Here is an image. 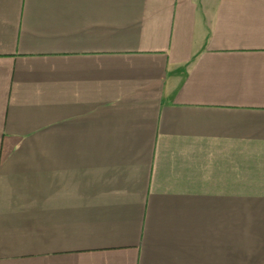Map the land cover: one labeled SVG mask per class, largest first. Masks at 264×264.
Returning <instances> with one entry per match:
<instances>
[{
    "label": "crops",
    "instance_id": "crops-1",
    "mask_svg": "<svg viewBox=\"0 0 264 264\" xmlns=\"http://www.w3.org/2000/svg\"><path fill=\"white\" fill-rule=\"evenodd\" d=\"M0 264H264V0H0Z\"/></svg>",
    "mask_w": 264,
    "mask_h": 264
}]
</instances>
